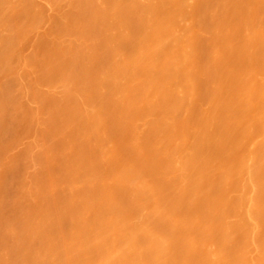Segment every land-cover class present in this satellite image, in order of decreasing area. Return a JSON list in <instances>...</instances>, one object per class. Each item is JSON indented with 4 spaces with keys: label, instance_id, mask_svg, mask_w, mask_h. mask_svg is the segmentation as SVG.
Instances as JSON below:
<instances>
[{
    "label": "bare ground",
    "instance_id": "6f19581e",
    "mask_svg": "<svg viewBox=\"0 0 264 264\" xmlns=\"http://www.w3.org/2000/svg\"><path fill=\"white\" fill-rule=\"evenodd\" d=\"M197 1L0 0V264H264V0Z\"/></svg>",
    "mask_w": 264,
    "mask_h": 264
},
{
    "label": "rangeland",
    "instance_id": "374dc122",
    "mask_svg": "<svg viewBox=\"0 0 264 264\" xmlns=\"http://www.w3.org/2000/svg\"><path fill=\"white\" fill-rule=\"evenodd\" d=\"M195 1H197V0H195ZM227 1H229V0H227ZM197 2L199 3V1H197ZM195 3H196V2H195ZM195 3H194V7H195V8H193V10L196 12V14H195L194 17H197L198 20H199V22H200V23H198V22H197L198 20H197V21H196L197 24H201V23H202L201 26H200V25L198 26V28H201V29H198V30H202V31H204V32L207 34V31H209V29H210V28H209V26H210V21H209V18H208V16H207V14H206L205 12H203V11H204V10H203L204 5H203L202 10L200 9V10L202 11V12L200 13L199 10L197 9V5H198V4H197V3L195 4ZM199 5L202 6V0L200 1V4H199ZM256 7H257V6H256ZM260 9H263V10H264V6H262V8L260 7ZM237 13H240V12L238 11ZM237 13L234 14V15L232 14V16H230V17L226 20V24H225V26H226L227 23H228L227 27H229V28L231 29V34H235V33H236V34L238 35V34L241 32V31H240V32L238 31V30H241V24H240L241 22H240V17H239L240 14L237 15ZM193 20H195V19L193 18ZM192 22H195V21H192ZM196 22L193 23V26H194V27H197ZM208 25H209V26H208ZM195 29H196V28H195ZM232 31H233V32H232ZM236 34H235V36H236V38H237V42H238V41L240 40L239 38H241V36H239V35H240V34H239V35H238L239 38H238V36H237ZM29 36H30V35H29ZM29 36H28V37H29ZM32 36H33V35H32ZM34 36H35V35H34ZM34 36H33V37H34ZM231 36H232V35L229 36V39H230ZM235 36H232V40L235 38ZM33 37H32V38H33ZM198 37H200V39L198 38V40H197V37H196V41H197V43L200 42V43L198 44V45H199V48H200L201 46H202V47H201L199 50L196 49V51L199 52V53L196 52V53L198 54V55H197V58H199V56H200V58L197 59V60H198V63H197V64H199L197 67H198L199 70H200V69L203 70L204 66H206L207 63H208V64L210 63V58H209L208 55L210 54L211 41H210V38L207 37V36L204 37V39H202L203 36H202V37H201V36H198ZM233 37H234V38H233ZM26 38H27V37H26ZM32 38H31V40H30V38H29V39L27 38V39L30 40V41L35 40V37H34L33 39H32ZM207 38H208V40H207ZM27 39H26V40H27ZM238 39H239V40H238ZM26 40H25V41L23 42V44H22V45H23V46H22L23 51H26L25 48H28V47L25 46L27 43L29 44V42H27L28 40H27V41H26ZM37 40H38V39H37ZM37 40H35V41H37ZM200 40H201V41H200ZM234 40H235V39H234ZM38 41H40V39H39ZM235 41H236V40H235ZM235 41H233V42H235ZM25 42H26V43H25ZM32 42H33V43H32ZM32 42L30 43V46L28 45L29 48L32 46L31 44L34 45V43H35L34 41H32ZM230 42H231V41H230ZM237 42H235V43L232 44V45H235V44H236L235 46H237ZM24 43H25V45H24ZM231 43H232V42H231ZM36 44H37V43H36ZM39 44H40V43H38V46H35V47L37 48V50H38V48H39V50H40ZM24 46H25V47H24ZM196 46H197V45H196ZM233 47H234V46H233ZM196 48H198V47H196ZM24 49H25V50H24ZM202 51H203V53L206 54V56H205L206 59H205V57H203L204 55H203ZM36 53H37V55H41L40 53H42V52H41V50H40L39 53H38V52H36ZM201 56H202V57H201ZM197 60H196V61H197ZM204 60H205L206 62H205ZM14 61H16V60H14ZM200 62H201L202 64H201ZM204 62H205V63H204ZM200 66H201V67H200ZM199 67H200V68H199ZM201 70H200V71H201ZM10 81H11V80H10ZM7 82H8V81H7ZM13 82H14V81H12L11 84H10V83H6V84H9V85H7V87H6V84H5V86L3 85L2 87H4L5 89H9V90H10L11 88L13 89V87L15 86V85H14L15 82H14V83H13ZM12 83H13V84H12ZM198 83H200L201 86H202V84H203V87L205 86L204 83H203V81L198 82ZM12 85H13V87H12ZM198 86H199V84H198ZM201 86H199V88H202ZM10 87H11V88H10ZM205 88H206V86H205ZM199 90H200L199 94L202 95V94H201V93L203 92V91H201L202 89H199ZM204 91H205V90H204ZM200 95H199V96H200ZM203 97H204V96H203ZM203 97L201 96L200 98H198V103H199V101H200V104L206 102V100H207L206 97H205L206 100H205ZM4 98H5V97H4ZM4 98H3V99H4ZM6 99H7V102H8V103H11V101H13V99L10 98V97H9V98H6ZM8 124H9V123H8ZM8 124H7V125H8ZM9 125H10V124H9ZM9 125H8V126H9ZM8 126H7V127H8ZM11 126H12V125H10L9 128H5L4 130L6 131V129H10ZM14 127H15V129H14ZM14 127L12 126L11 130H10V131L8 130V131H7L8 133H6V135L4 134V133H5L4 130H3L4 133L0 131L1 133L4 134L3 137H0V138H3L4 140H3V139H1V140L5 141V142H8V141L10 142V143L8 142V144H9L8 146L11 145L12 142H11L10 140H12L13 138H14V140L18 139V141H19L21 138H23L22 133H24L25 130H24V131H22V130H23L24 128H23L22 126H20V127H22V128H21L22 133H21L19 126H18V128H17L16 125L14 124ZM17 129H18L20 132H19V131L17 132ZM12 130H13V131H16L17 133H16V132L14 133ZM27 132H28V131H27ZM25 133H26V132H25ZM25 133H24V134H25ZM3 134H2V135H3ZM7 134H8L9 137L12 136L11 134H14L15 137L12 136V137H13L12 139H11V138H8V137H7ZM15 134H16V135H15ZM17 134H19V135H17ZM0 135H1V134H0ZM30 135H31V133L29 134V136H30ZM21 136H22V137H21ZM26 137H28V133H27V136H26ZM24 139H26V138H24ZM0 142H1V141H0ZM5 142H4V143H5ZM17 143H18V142H17ZM3 145H6V143L3 144ZM12 146H13V145H11V147H12ZM5 147H6V146H5ZM13 147H16V148H9V147H8L9 149H7V151L13 149V151H12L13 153H12V155H11V154H10V155L18 158L19 154H17V153L20 152V151H19V149H18L17 144H15ZM17 151H18V152H17ZM15 152H17V153H15ZM18 159H19L20 161H17V159H15V161H16L17 163H15V166H14V168L12 169V171L9 172V173H11L10 176H9V173H6V174H5V172H3V174H2L3 176H6V182H7V185H6V193H7V196L10 195L9 198H11V197L14 195V193H15V191H16V189H17V187H16V183H14V181L16 182L15 179L19 178V176H22V174H23V172H24V168H25V167L22 165V163H23L22 160H21L20 158H18ZM23 164H24V163H23ZM21 165H22V166H21ZM23 167H24V168H23ZM11 175H12V177H11ZM11 180H13V181L11 182ZM11 183H12L13 185H11ZM10 185H11V186H10ZM12 186H13V187H12ZM14 187H15V188H14ZM6 207H7V206H6ZM6 207H4V208H6ZM8 208H9V207H8ZM5 210H6V209H5ZM7 210H10V209H7ZM8 212H9V211H8ZM0 250L2 251V248H0ZM1 251H0V252H1ZM3 251H5V250H3ZM3 251H2V252H3Z\"/></svg>",
    "mask_w": 264,
    "mask_h": 264
}]
</instances>
